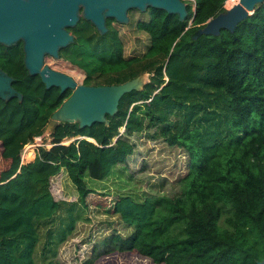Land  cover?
<instances>
[{"label":"trees","instance_id":"obj_1","mask_svg":"<svg viewBox=\"0 0 264 264\" xmlns=\"http://www.w3.org/2000/svg\"><path fill=\"white\" fill-rule=\"evenodd\" d=\"M223 2L187 1L182 20L157 8H128L126 23L105 17L102 34L79 16L57 57L81 71L80 83L116 84L146 73V90L125 94L104 123L56 122L47 134L51 144L37 145L25 162L23 144L44 129L70 90L59 95L58 86L28 73L20 39L0 42V69L21 94L0 97V156L7 161L0 169V264H62L61 244L98 212L88 208L92 191L114 195L110 211L119 228L97 235L81 264L112 251L163 264L262 259L264 0L234 32L191 36L225 10ZM74 135L87 138L61 142ZM143 139L177 148L183 170L171 177L150 172L139 151ZM56 174L59 198L50 190Z\"/></svg>","mask_w":264,"mask_h":264},{"label":"water","instance_id":"obj_2","mask_svg":"<svg viewBox=\"0 0 264 264\" xmlns=\"http://www.w3.org/2000/svg\"><path fill=\"white\" fill-rule=\"evenodd\" d=\"M261 0H235V2L209 17L191 34H216L220 28L234 32L236 22L244 21L255 3ZM157 8L174 12L177 19L184 17L183 0H0V42L10 44L22 41L23 63L28 73H37L44 86L69 88V95L51 112L47 124L59 121H77L78 126L105 122L107 115H115L123 96L129 91L146 90L145 78L131 79L116 84H84L76 82L69 74L43 64V56H58V48L72 41L68 26L76 24L79 16L93 24L99 34L105 30L104 19L110 16L117 22L127 21L126 10ZM11 76L0 69V97L20 98L11 85ZM264 257V255H263ZM262 257V259H263ZM254 261L264 264V260Z\"/></svg>","mask_w":264,"mask_h":264},{"label":"rangeland","instance_id":"obj_3","mask_svg":"<svg viewBox=\"0 0 264 264\" xmlns=\"http://www.w3.org/2000/svg\"><path fill=\"white\" fill-rule=\"evenodd\" d=\"M227 1V0H226ZM187 3V1H184ZM232 5V4H231ZM226 6V3H225ZM227 7V6H226ZM121 24L125 22H119ZM121 24H117L120 32H124L123 40L125 46L130 44V40L127 37V32ZM43 64L48 65L53 69H57L69 74L76 82L80 83L82 73L77 68L73 67L70 63L55 57L51 58V55L43 56ZM145 78L146 73H142L137 78ZM49 124H47L43 130L39 131L41 135L40 139H36L37 135L34 134L33 140L25 145H30V151L28 152L26 158L22 161H26L32 158V150L34 151L35 140L44 143L48 146L49 138L47 136L49 132ZM70 137H63V142H68ZM23 146V148L25 147ZM21 149V155L23 152ZM140 153H146L143 159L148 166L147 168L150 172L155 173L156 171L171 177L175 173H179L183 170V158L180 156L181 152L175 149H169L165 147L160 142L150 141L148 139H143V143L139 145ZM23 156V155H22ZM137 159L133 162V166H137ZM7 161L0 156V169L5 167ZM50 190L55 198L62 197V190L60 189L59 174L50 177ZM65 197L70 198V196L65 195ZM114 195L111 193H102L99 191H92L86 194V200L88 203V208L90 210L97 208L98 212L95 217H91L88 222H81L77 225V228L72 236L67 238L58 250V258L62 264H81L82 261L86 260L90 255V246L94 238L102 233L109 232L113 228H119V221L116 220L115 215L110 211L111 205L113 204ZM111 223L107 224V221ZM90 233L89 242L87 241V234ZM264 260V257L263 259ZM87 264H163L151 261L148 257L138 254L135 251H112L106 254L95 256L93 260L89 261Z\"/></svg>","mask_w":264,"mask_h":264},{"label":"built area","instance_id":"obj_4","mask_svg":"<svg viewBox=\"0 0 264 264\" xmlns=\"http://www.w3.org/2000/svg\"><path fill=\"white\" fill-rule=\"evenodd\" d=\"M187 1L190 2L191 6H193V0H187ZM225 2H226V0H224V2H223V6H224L225 8H227V7L225 6ZM35 134L37 135V138H36V139H40L41 135L39 134V131H37ZM33 136H34V135H33ZM33 136H32V138H31V140H33ZM80 137H85V136H83V135H74V136H71V137H70V140H72V139H74V138H80ZM85 138H87V137H85ZM31 140H30L29 142H31ZM34 141H35V144H37V145H39V144H44V143L41 142V140H40V141H37V140L34 139ZM61 142H63V141L61 140ZM27 143H28V142L24 143L23 146H24L25 144H27ZM64 143H65V142H64ZM50 144H51V143L49 142L48 145H50ZM37 145H35V147H36ZM23 146H22V148H23ZM35 147H34V149H35ZM33 154H34V151L32 150V155H33ZM32 157H33V156H32ZM22 160H23V158H22L21 151H20V162H25V161H22ZM26 161H27V160H26Z\"/></svg>","mask_w":264,"mask_h":264},{"label":"crops","instance_id":"obj_5","mask_svg":"<svg viewBox=\"0 0 264 264\" xmlns=\"http://www.w3.org/2000/svg\"><path fill=\"white\" fill-rule=\"evenodd\" d=\"M31 147V146H30ZM30 147H28L23 153L27 156L28 152H31L30 151ZM26 158V157H25Z\"/></svg>","mask_w":264,"mask_h":264},{"label":"bare ground","instance_id":"obj_6","mask_svg":"<svg viewBox=\"0 0 264 264\" xmlns=\"http://www.w3.org/2000/svg\"><path fill=\"white\" fill-rule=\"evenodd\" d=\"M227 2H228V0L225 3L227 4ZM234 2H235V0H234ZM25 157H26V155L23 153V156H22L23 160L25 159Z\"/></svg>","mask_w":264,"mask_h":264}]
</instances>
